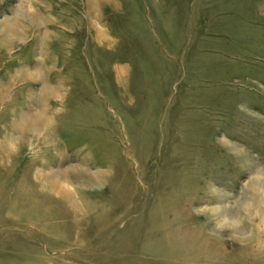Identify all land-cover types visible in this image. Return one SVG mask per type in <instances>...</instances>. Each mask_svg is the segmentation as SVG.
<instances>
[{
	"label": "rangeland",
	"instance_id": "1",
	"mask_svg": "<svg viewBox=\"0 0 264 264\" xmlns=\"http://www.w3.org/2000/svg\"><path fill=\"white\" fill-rule=\"evenodd\" d=\"M0 264H264V0H0Z\"/></svg>",
	"mask_w": 264,
	"mask_h": 264
}]
</instances>
